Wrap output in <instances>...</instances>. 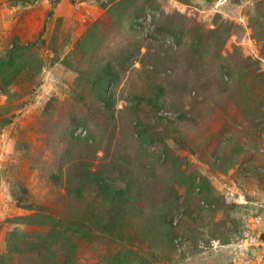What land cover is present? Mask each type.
I'll return each mask as SVG.
<instances>
[{"label":"rangeland","instance_id":"obj_1","mask_svg":"<svg viewBox=\"0 0 264 264\" xmlns=\"http://www.w3.org/2000/svg\"><path fill=\"white\" fill-rule=\"evenodd\" d=\"M12 50L0 263L64 264L73 230V264H264V0H0V60ZM118 156L138 186L123 208L88 175Z\"/></svg>","mask_w":264,"mask_h":264},{"label":"trees","instance_id":"obj_2","mask_svg":"<svg viewBox=\"0 0 264 264\" xmlns=\"http://www.w3.org/2000/svg\"><path fill=\"white\" fill-rule=\"evenodd\" d=\"M14 50H12L10 52V54L5 59L0 60V64H1V66H3V68H4V64L5 65L10 64L11 65V63L13 61L12 53L14 52ZM112 75L113 74L111 73V70L109 67L106 71V74L104 72H101L99 78L95 82V84L97 85V88L99 90V94H98L97 98L102 102H106V106H108L109 108L111 106L109 104L110 103L109 98H107L106 94H107V89H108L109 83L111 82L110 77ZM73 135H74V133H73ZM73 135L71 133V137L68 138L69 144H68V149L66 151V155H67L66 157L68 158V162L75 159L76 158L75 156L79 152H81L79 145L81 144L82 140H80V142L78 144V142H76L77 139L72 137ZM107 159H109V158H107ZM114 160H115V162H114ZM73 164L75 166H78V163H73ZM104 164H106V166H103V167L100 166L99 171L96 170V171H94V173H90L89 169L86 168V170L89 172L88 175L94 176L91 179L90 183L96 187V190L99 193H101L102 195L104 194V196L106 198L113 199L112 202L114 204H116L118 206H122V208H123V206H125L124 202L130 201L129 195L133 192V190L138 188L136 181H134V179H133V175H132L133 169L129 166V163H125L124 160L120 156L115 157L114 159L112 158L111 161H108L107 163H104ZM124 164H127V166H125ZM73 169L76 171L77 167H75ZM112 178H116V179L113 180ZM118 183H120L121 185H119ZM122 199L124 200V202L122 201ZM160 212L163 215V221L162 222L167 223V225L169 226V227L165 228V231H167L166 235L170 237L172 234V231H171L172 222H167L166 217L168 215L165 214V212H162V211H160ZM160 212H159V214H160ZM31 223H33V221ZM56 233H57V236L53 240H50L51 235L48 233V234H46V235H44L38 239L36 238V242L39 243L40 241L43 240L44 245H45V246H43V248L45 249V251L46 252L48 251L49 253H53V251H52L53 247L52 246L57 241V237L60 236L62 232L59 229H56ZM75 234H76V231L72 230L71 233H69V240L63 238L62 236L59 238V240H60V242H59L60 251H57V253L59 252L60 253L59 255L62 258H65L64 264H71L72 263L70 255L73 257L76 254V248H77L76 241L78 239L82 238V237H79L75 241V237H74ZM31 239L32 238L26 239L25 242L21 243V245L23 247H26V250H27V248H30L32 245L36 244L35 241L33 242V240H31ZM64 239L68 242V244H66V241H64ZM10 242H13V247H11L12 251H10L11 252L10 254H12L14 252L17 253V250L19 249L20 245H18V243H14L15 240H13V239H10ZM56 258L57 257L55 255L54 260H56ZM67 259H69V260H67ZM131 259L134 262L136 260L134 258H130L129 254L124 257L120 253H116L114 255V259H112L110 264H133V261L132 262L130 261ZM0 264H7V262H6V260L3 259L2 263H0ZM137 264H146V263H137Z\"/></svg>","mask_w":264,"mask_h":264}]
</instances>
